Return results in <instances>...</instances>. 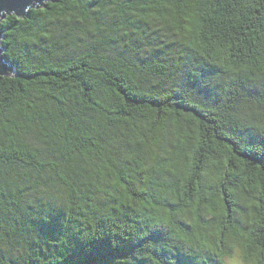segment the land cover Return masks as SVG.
Here are the masks:
<instances>
[{
	"label": "trees",
	"instance_id": "16d2710c",
	"mask_svg": "<svg viewBox=\"0 0 264 264\" xmlns=\"http://www.w3.org/2000/svg\"><path fill=\"white\" fill-rule=\"evenodd\" d=\"M0 32V264H264V0H51Z\"/></svg>",
	"mask_w": 264,
	"mask_h": 264
},
{
	"label": "water",
	"instance_id": "95a60500",
	"mask_svg": "<svg viewBox=\"0 0 264 264\" xmlns=\"http://www.w3.org/2000/svg\"><path fill=\"white\" fill-rule=\"evenodd\" d=\"M49 1L51 0H0V17L4 18V14L11 12L24 14L29 7H42ZM1 38L2 33L0 32V40ZM9 72H12V68L4 62L0 49V76H6Z\"/></svg>",
	"mask_w": 264,
	"mask_h": 264
},
{
	"label": "rangeland",
	"instance_id": "374dc122",
	"mask_svg": "<svg viewBox=\"0 0 264 264\" xmlns=\"http://www.w3.org/2000/svg\"><path fill=\"white\" fill-rule=\"evenodd\" d=\"M234 256H237L236 254H234Z\"/></svg>",
	"mask_w": 264,
	"mask_h": 264
}]
</instances>
